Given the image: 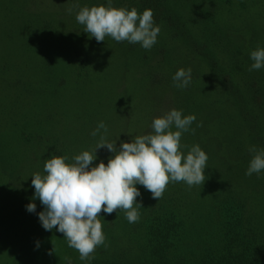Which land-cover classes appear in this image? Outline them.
<instances>
[{
    "label": "rangeland",
    "instance_id": "1",
    "mask_svg": "<svg viewBox=\"0 0 264 264\" xmlns=\"http://www.w3.org/2000/svg\"><path fill=\"white\" fill-rule=\"evenodd\" d=\"M111 2L152 10L161 31L150 50L110 37L97 42L84 32L79 10L107 7L108 0H0V264H67L66 257L71 264H131L146 251V223L156 216L163 222L174 207L188 213L190 250L213 231L218 204L231 219L264 222V170L245 175L249 147L264 149V68L249 71L250 53L264 49V0ZM181 68H191L184 89L172 80ZM172 109L196 117L181 151L199 145L207 154L205 182L170 183L158 201L137 184L139 221L129 223L124 210L101 212L105 244L81 260L62 233L41 226L44 206L33 199L32 176L46 175L53 156L71 164L94 149L100 134L90 133L101 121L107 141L119 148L154 134V118ZM113 155L98 149L93 166ZM29 203L35 212L26 210Z\"/></svg>",
    "mask_w": 264,
    "mask_h": 264
},
{
    "label": "clouds",
    "instance_id": "2",
    "mask_svg": "<svg viewBox=\"0 0 264 264\" xmlns=\"http://www.w3.org/2000/svg\"><path fill=\"white\" fill-rule=\"evenodd\" d=\"M67 11L71 13L72 9ZM76 20L97 42L110 37L116 42L139 43L145 50L156 44L161 31L159 26H154L151 9L138 13L134 7L115 8L111 0L107 7L81 8ZM250 59L254 63L249 71L264 68V49L252 51ZM172 80L175 87L187 88L191 83V68L178 69ZM195 120V115L182 117V110L172 109L154 118L151 125L154 134L136 136L131 142H121L119 148L116 141H107V125L99 122L90 133L93 137L100 134L94 149L75 155L71 164L66 163L67 156H53L44 163L46 175L32 176L33 199L38 198L44 206L38 213L41 226L46 231L55 228L66 238L68 247L78 251L81 260H91L97 246L105 244L103 225L98 219L101 212L110 215L124 210L129 223L139 221L138 208L142 205L137 202L141 195L137 184L157 201L170 183L184 182L189 188L202 186L206 180L207 154L199 145L191 146L187 155L181 151L182 134L190 130ZM100 148L114 155L107 164L101 161L93 166ZM248 150L253 155L245 175L259 174L264 170V149L251 146ZM26 210L35 212L36 205L29 203ZM65 259L71 264V258Z\"/></svg>",
    "mask_w": 264,
    "mask_h": 264
},
{
    "label": "trees",
    "instance_id": "3",
    "mask_svg": "<svg viewBox=\"0 0 264 264\" xmlns=\"http://www.w3.org/2000/svg\"><path fill=\"white\" fill-rule=\"evenodd\" d=\"M224 1L229 4L231 0ZM16 179L18 188L21 182L24 185L20 176ZM184 211L174 207L163 222L156 216L155 222L146 223V251L131 264H264V222L248 217L245 221L242 217L231 219L227 209L218 204L213 231L202 233L195 249L190 250L185 248L188 213Z\"/></svg>",
    "mask_w": 264,
    "mask_h": 264
}]
</instances>
